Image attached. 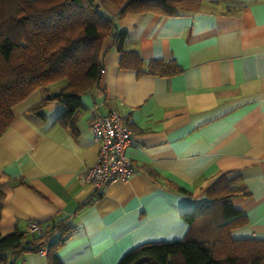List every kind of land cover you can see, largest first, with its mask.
I'll return each instance as SVG.
<instances>
[{
    "label": "crops",
    "instance_id": "obj_1",
    "mask_svg": "<svg viewBox=\"0 0 264 264\" xmlns=\"http://www.w3.org/2000/svg\"><path fill=\"white\" fill-rule=\"evenodd\" d=\"M108 2L101 0L116 18L120 7ZM116 25L145 68L163 59L182 70L139 75L122 68L108 35L99 56L105 72L81 95L74 130L59 121L62 103L32 111L66 78L16 104L0 136V232L73 219L75 231L57 252L63 263L118 264L142 243L183 239L189 225L182 214L225 173L238 188L232 204L248 218L233 238H264V0H186L173 14L129 12ZM111 109L128 113L127 152L138 169L99 195L80 175L100 149L91 116ZM15 264L48 259L26 250Z\"/></svg>",
    "mask_w": 264,
    "mask_h": 264
},
{
    "label": "trees",
    "instance_id": "obj_2",
    "mask_svg": "<svg viewBox=\"0 0 264 264\" xmlns=\"http://www.w3.org/2000/svg\"><path fill=\"white\" fill-rule=\"evenodd\" d=\"M107 1L120 7V17L129 12L173 14L186 0ZM116 18L102 10L101 0H0V136L13 122L16 104L37 88L64 78L66 84L32 111L41 114L43 107L62 103L65 111L59 121L74 130L81 95L101 80L99 56L108 35L115 38L122 68H135L139 75L182 70L174 60L163 59L149 60L145 68L137 51L124 48L127 31L117 28ZM237 189L234 179L220 174L205 200L182 214L189 225L183 239L142 243L118 264H264V238L235 239L231 234L248 222L230 200ZM75 228L73 219L67 218L42 233L0 232V264H15L23 251H39L42 246H47L48 264H64L57 252Z\"/></svg>",
    "mask_w": 264,
    "mask_h": 264
},
{
    "label": "built area",
    "instance_id": "obj_3",
    "mask_svg": "<svg viewBox=\"0 0 264 264\" xmlns=\"http://www.w3.org/2000/svg\"><path fill=\"white\" fill-rule=\"evenodd\" d=\"M105 72V66L100 67V73ZM128 113L111 109L107 114L94 111L90 119L93 138L99 142L100 149L97 162L88 167L80 178L94 184L96 192L102 194L105 188L121 179H128L137 166L128 155L132 145V130L127 122ZM44 226L37 221H30L28 231L42 233ZM47 246H42L38 252L47 254Z\"/></svg>",
    "mask_w": 264,
    "mask_h": 264
},
{
    "label": "rangeland",
    "instance_id": "obj_4",
    "mask_svg": "<svg viewBox=\"0 0 264 264\" xmlns=\"http://www.w3.org/2000/svg\"><path fill=\"white\" fill-rule=\"evenodd\" d=\"M103 1H104V0H103ZM105 2H108V1L105 0ZM108 3H111V2H108ZM101 8H102V10H104L105 12H108L107 9L105 8V6H104L103 4H101ZM58 81H59V80H58Z\"/></svg>",
    "mask_w": 264,
    "mask_h": 264
},
{
    "label": "water",
    "instance_id": "obj_5",
    "mask_svg": "<svg viewBox=\"0 0 264 264\" xmlns=\"http://www.w3.org/2000/svg\"><path fill=\"white\" fill-rule=\"evenodd\" d=\"M99 4V3H98Z\"/></svg>",
    "mask_w": 264,
    "mask_h": 264
}]
</instances>
